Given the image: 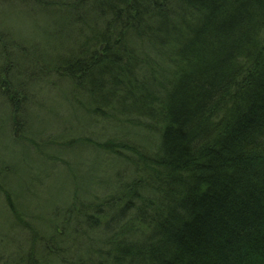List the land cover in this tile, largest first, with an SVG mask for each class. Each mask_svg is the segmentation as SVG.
Listing matches in <instances>:
<instances>
[{
  "label": "trees",
  "instance_id": "obj_1",
  "mask_svg": "<svg viewBox=\"0 0 264 264\" xmlns=\"http://www.w3.org/2000/svg\"><path fill=\"white\" fill-rule=\"evenodd\" d=\"M85 3L69 45L89 58L66 74L106 130L84 120L78 130L58 120L54 128H87L85 144L64 150L70 167L80 152L93 170L124 162L113 171L119 199L100 203L105 182L79 219L105 225L104 259L116 251V264H264V0H171V12L186 13L165 22L145 15L161 10L158 0H92L87 11ZM127 222L139 235L125 243L111 229L122 234ZM34 239L27 233L6 264L39 263ZM91 243L72 251H94Z\"/></svg>",
  "mask_w": 264,
  "mask_h": 264
},
{
  "label": "rangeland",
  "instance_id": "obj_2",
  "mask_svg": "<svg viewBox=\"0 0 264 264\" xmlns=\"http://www.w3.org/2000/svg\"><path fill=\"white\" fill-rule=\"evenodd\" d=\"M0 6H4L0 12L2 264L7 263L10 251H18L27 233L35 238V251H39L37 264H116V251H112L107 259L102 253L104 246L107 247L106 240L102 238L110 237L105 225L98 227L92 225V221L85 223L79 219L88 213L89 205H97L100 201L111 202L112 205L119 199L115 197L122 187L118 188L115 183L113 171L124 162L116 164L111 161L106 168L101 166V169L93 170L96 161L87 162L83 157L86 155L80 152L74 154L78 156L79 164L75 165L76 168L70 167L65 163L68 153L64 150L76 143L85 144L87 137L82 135L87 134V128L81 131L82 135L81 132L68 130L64 133V129L56 134L58 127L54 128L58 120L64 128L70 125L78 130L79 120H84L86 126L104 129V118L95 117L81 104V98L73 88L76 82L73 84L66 72L54 73L55 63L68 52L74 33L81 32V22L75 16L80 12L77 10L78 3L75 0H8ZM91 6L92 0H87L82 8L87 11ZM104 49L101 51L105 52ZM40 66L45 67L38 70ZM66 79L69 80L64 83ZM25 93L26 98L23 99L21 96ZM92 117L98 121L97 125L92 122ZM146 123H140L138 126H142L137 128V132L149 137ZM117 131L118 128L112 127L109 133ZM79 148L80 145L73 146L72 150L79 152ZM105 182L110 184L98 201L95 193L99 192V185L104 187ZM122 195L125 196V193ZM30 219L34 220L28 224ZM112 227L115 235L120 234L119 239L123 237L125 243L139 235L129 222L123 225L125 230H121L122 234L117 232V226ZM85 238L92 239L94 251H72L82 250Z\"/></svg>",
  "mask_w": 264,
  "mask_h": 264
},
{
  "label": "bare ground",
  "instance_id": "obj_3",
  "mask_svg": "<svg viewBox=\"0 0 264 264\" xmlns=\"http://www.w3.org/2000/svg\"><path fill=\"white\" fill-rule=\"evenodd\" d=\"M86 1L87 0H75V3H79L80 4V3H84ZM119 1L120 0H117V3L118 4H119ZM158 5L161 8V10L159 9V10H156L155 12H149V13L145 14L146 17H147V19L150 20V19L156 17L157 18L156 21H158V20H161V21H164V20L165 21H168V20H170L171 21V20H173V17H169V15H171V14H177L179 16V17L177 16V18H180L181 16H184L185 13H186V12H183V11L178 12V13L176 11L175 12H173V11L171 12V10L169 8L170 6H172L171 0H158ZM116 10H117V8L115 6H113L112 8H110V14H111V16H113V15L116 14V12H115ZM162 18H166V19H162ZM121 19L122 18H120L119 20H121ZM140 23H143V21L141 20V22H139V24ZM119 26L121 28H125V27L128 28V27L131 26V24L130 23H127V24L123 23V24H121ZM86 38H87L86 39V42H87L88 39L90 41V38H88V37H86ZM104 47H105V44H101V46L99 48L100 49H103ZM59 48H62V47L60 46ZM77 50H78V52H76V50L73 49V46L69 45L68 52L64 55V57L62 58V60L59 61L58 63L56 62L57 64L54 61V63L56 64V70H54V73L55 72H59V73L60 72H66L67 70H69L71 68V67H69V64L70 63L72 65L76 64L77 66H79V65H81L84 62V58H86V59L89 58L88 57L89 56L88 55V52L86 50L81 49L78 46H77ZM73 55H76V56L73 57ZM35 58L38 59L37 57H35ZM45 63H47V62H45ZM62 69H63V71H62ZM136 72H137L136 69H135V71H133V69H132L131 72H130V75L133 76ZM68 80L69 79H66V81H64V83H66ZM141 96H143V94H141Z\"/></svg>",
  "mask_w": 264,
  "mask_h": 264
}]
</instances>
